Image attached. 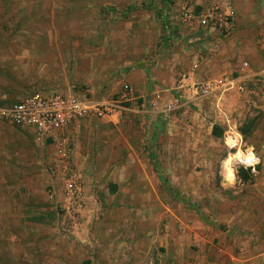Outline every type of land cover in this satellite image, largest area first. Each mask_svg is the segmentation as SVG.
<instances>
[{
	"label": "rangeland",
	"instance_id": "rangeland-1",
	"mask_svg": "<svg viewBox=\"0 0 264 264\" xmlns=\"http://www.w3.org/2000/svg\"><path fill=\"white\" fill-rule=\"evenodd\" d=\"M199 1L0 0V110L62 91L120 112L44 143L0 116V193L35 223L0 264H42L61 238L95 264H264V0L228 30L199 26L218 0Z\"/></svg>",
	"mask_w": 264,
	"mask_h": 264
},
{
	"label": "built area",
	"instance_id": "built-area-1",
	"mask_svg": "<svg viewBox=\"0 0 264 264\" xmlns=\"http://www.w3.org/2000/svg\"><path fill=\"white\" fill-rule=\"evenodd\" d=\"M186 20L192 15H182ZM234 18V9L226 3L214 2L211 7L203 10L196 21L203 29H226L231 27ZM213 84L215 88L234 85V80ZM224 87V88H225ZM212 84L206 86L211 89ZM213 89V88H212ZM131 91V87L124 86V98ZM154 101L153 104H156ZM170 104H165L168 109ZM120 115L119 109L108 103L90 101L86 97L70 92L58 93H33L15 101L0 110V116L10 124L20 129L30 130L36 141L44 143L47 139L54 138L58 133L68 129L72 124L87 117L104 118ZM251 166V165H250ZM68 195L81 200L82 190L72 180L66 184Z\"/></svg>",
	"mask_w": 264,
	"mask_h": 264
},
{
	"label": "crops",
	"instance_id": "crops-1",
	"mask_svg": "<svg viewBox=\"0 0 264 264\" xmlns=\"http://www.w3.org/2000/svg\"><path fill=\"white\" fill-rule=\"evenodd\" d=\"M204 1H199L202 6H204ZM218 2L226 3L234 7L235 10L234 15H236V17L238 15L241 16L242 13H244L245 11H249L250 9L253 8V4L250 0H244L243 3L242 0H221V1L218 0ZM180 9H182V7H180ZM150 18L152 20L150 22L153 25H155V27L157 26V29L161 30L162 25H158V16L156 17L151 13ZM134 74L137 75L136 79L133 78ZM141 77L142 75L139 71L133 72L132 75L129 77L130 78L129 81L135 84V86L140 87L141 86L140 84L142 83ZM57 135L54 138H52V140L57 139ZM4 165L5 163L3 161L0 162V169L2 170L0 174V189L2 184H3L2 188H4V183L6 182L3 171ZM5 198L6 197L1 192L0 193V249L14 248L17 254L18 253L17 248H23L26 246L24 242L25 239L22 238L23 237L22 232L29 231V226L31 225L35 226V223L31 224L27 222V220L23 219L24 209L22 207L20 200L17 202V206L14 203L13 206L7 207ZM13 202H15V200H13ZM46 241L47 240H42L38 244V247H41L42 250L41 251L42 264H45L43 260H45V258L47 259L46 256H48L50 250H51V254H53L54 256L53 258L50 259L49 262L47 260V264H72L71 258L75 254L83 255L85 248H86V254H85L86 256L83 258V261L90 259L92 261L91 264H95L94 259L92 257H89L88 255L89 254L88 247L86 244L84 248L83 244L81 245V243L61 238V239H56L55 241L56 243H53L52 248L49 250L48 246H46L48 244V241L47 242ZM46 249L47 252L45 251ZM139 252H142L141 249L139 250ZM5 254L6 253L4 250L3 251L0 250V263L2 261V256H5Z\"/></svg>",
	"mask_w": 264,
	"mask_h": 264
},
{
	"label": "bare ground",
	"instance_id": "bare-ground-1",
	"mask_svg": "<svg viewBox=\"0 0 264 264\" xmlns=\"http://www.w3.org/2000/svg\"><path fill=\"white\" fill-rule=\"evenodd\" d=\"M228 138H231V139H233V140H229V141H231V142H229L228 141ZM226 141H227V143L229 144V145H232V144H235L236 142H237V138L235 137V136H228L227 137V139H226ZM242 155H245V154H242ZM246 157H244V158H246V159H237V161L238 162H240V163H243V164H246V165H248V166H250V165H253V164H255V162L256 161H254V162H251V163H249V160H247V159H249V157L251 156V155H249V154H247V155H245ZM252 157V156H251ZM253 160V159H252ZM229 173H231V177H229ZM234 175L235 174H233V172L231 171V170H229L228 171V180H233L234 179Z\"/></svg>",
	"mask_w": 264,
	"mask_h": 264
},
{
	"label": "trees",
	"instance_id": "trees-1",
	"mask_svg": "<svg viewBox=\"0 0 264 264\" xmlns=\"http://www.w3.org/2000/svg\"><path fill=\"white\" fill-rule=\"evenodd\" d=\"M163 32H164V34H165L164 36H167V35H166V34H168L167 31L164 30ZM216 130L218 131L217 134L214 133V132H216ZM213 134H215V136H217V137L221 136V134H222L221 130H220L219 127H217L216 125L213 127ZM242 174H243V173H242Z\"/></svg>",
	"mask_w": 264,
	"mask_h": 264
},
{
	"label": "clouds",
	"instance_id": "clouds-1",
	"mask_svg": "<svg viewBox=\"0 0 264 264\" xmlns=\"http://www.w3.org/2000/svg\"><path fill=\"white\" fill-rule=\"evenodd\" d=\"M251 149H249V153H251ZM239 155V154H238ZM254 159V157H249V163H251V160ZM257 163L259 162L258 160L256 161ZM229 177H231V173H229Z\"/></svg>",
	"mask_w": 264,
	"mask_h": 264
}]
</instances>
